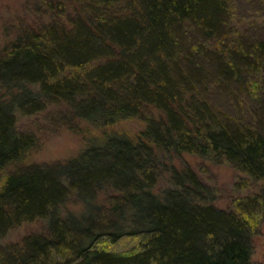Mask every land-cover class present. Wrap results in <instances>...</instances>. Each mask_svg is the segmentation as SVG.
Instances as JSON below:
<instances>
[{"label": "trees", "instance_id": "1", "mask_svg": "<svg viewBox=\"0 0 264 264\" xmlns=\"http://www.w3.org/2000/svg\"><path fill=\"white\" fill-rule=\"evenodd\" d=\"M15 22L0 49V264H251L264 107L239 114L264 101V0H27ZM130 118L135 138L20 166L40 133ZM185 156L231 168L228 208ZM124 236L141 249L95 247Z\"/></svg>", "mask_w": 264, "mask_h": 264}, {"label": "rangeland", "instance_id": "2", "mask_svg": "<svg viewBox=\"0 0 264 264\" xmlns=\"http://www.w3.org/2000/svg\"><path fill=\"white\" fill-rule=\"evenodd\" d=\"M27 0H0V49L8 42L5 37L6 32H11L16 25V20L24 15V6ZM248 12H252L250 1H246V5L242 8ZM257 98L248 99L242 104V112L239 116L250 118L249 113L253 114L251 109H261L264 107V101L259 105L254 104ZM254 104V107H251ZM262 105V106H260ZM228 112H233L227 106H224ZM245 114V115H244ZM257 115V111L255 113ZM245 119V120H247ZM255 121V119H254ZM26 125L27 123H22ZM47 123L43 122V126ZM145 128V124L136 118L125 119L107 128H98L88 124H81L79 132H72L68 129H59L56 133H40V141L36 148L28 151L20 166H30L34 164H49L59 161H65L77 156L87 145L88 142H98L104 135L107 134H123L129 138H135ZM41 132V131H40ZM39 134V133H38ZM43 134V135H42ZM187 164L202 178L207 186L215 193V204L218 208H228L234 197H237L238 182L234 177V173L227 165H211L209 163L200 162L191 156H185ZM15 168V167H14ZM13 171V166H12ZM247 192V191H245ZM253 194L260 193L258 190L252 191ZM258 206L259 216L255 223L257 225L255 236L253 238L252 247L254 249L253 260H264V199L260 201ZM68 209L74 213H80L82 207L80 204L69 205ZM28 227H21L9 233L6 237L7 242H17L27 231ZM142 239L138 236H124L116 242H111L110 239L104 237L100 239L95 247L98 250H103L115 254H127L137 252L141 249Z\"/></svg>", "mask_w": 264, "mask_h": 264}, {"label": "flooded vegetation", "instance_id": "3", "mask_svg": "<svg viewBox=\"0 0 264 264\" xmlns=\"http://www.w3.org/2000/svg\"><path fill=\"white\" fill-rule=\"evenodd\" d=\"M261 190H264V189H261ZM253 253H254V249L252 247L251 258H250L251 264H264V260L263 259L253 260Z\"/></svg>", "mask_w": 264, "mask_h": 264}]
</instances>
